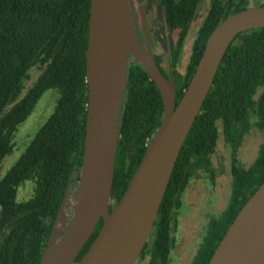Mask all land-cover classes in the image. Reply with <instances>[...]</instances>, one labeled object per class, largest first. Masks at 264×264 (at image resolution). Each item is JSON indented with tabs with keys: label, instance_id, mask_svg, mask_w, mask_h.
Instances as JSON below:
<instances>
[{
	"label": "trees",
	"instance_id": "1",
	"mask_svg": "<svg viewBox=\"0 0 264 264\" xmlns=\"http://www.w3.org/2000/svg\"><path fill=\"white\" fill-rule=\"evenodd\" d=\"M203 0H159L168 43L169 72L155 57L164 78L176 84V104L188 88L213 31L252 0H209L210 11L197 28L190 57L181 70L184 46ZM258 1V0H255ZM261 6H263L261 4ZM91 0H0V168L15 147V135L45 92H60L56 110L17 164L0 181V264H40L60 210L73 186H79L86 136L88 49ZM179 32L173 39V33ZM38 81L23 95L29 71ZM164 114L162 96L143 66L131 59L120 115L110 209L124 196ZM257 130L264 133V28L239 34L228 48L213 85L181 149L151 237L141 259L169 264L176 247L175 215L194 176L213 172L218 141L231 149L229 206L212 219L191 264H208L239 212L264 183V143L249 168L237 154ZM36 182L31 200L18 202V188ZM115 206V205H114ZM75 212V211H74ZM103 222L78 256L98 236Z\"/></svg>",
	"mask_w": 264,
	"mask_h": 264
},
{
	"label": "water",
	"instance_id": "2",
	"mask_svg": "<svg viewBox=\"0 0 264 264\" xmlns=\"http://www.w3.org/2000/svg\"><path fill=\"white\" fill-rule=\"evenodd\" d=\"M262 1L233 14L213 31L188 88L176 104L175 80L172 75L164 78L157 67L145 12L143 48L128 0H91L87 122L78 202L69 226L65 206L61 208L40 264H75L100 221L103 224L98 236L77 264L138 262L181 149L228 48L239 34L264 28ZM131 59L143 66L157 86L164 114L128 189L111 210L120 115ZM208 264H264V183L239 212Z\"/></svg>",
	"mask_w": 264,
	"mask_h": 264
},
{
	"label": "rangeland",
	"instance_id": "3",
	"mask_svg": "<svg viewBox=\"0 0 264 264\" xmlns=\"http://www.w3.org/2000/svg\"><path fill=\"white\" fill-rule=\"evenodd\" d=\"M134 13V18L138 21L137 11L145 12L146 6L152 8V15L159 16L165 24V18L159 0H128ZM258 1L252 0V6ZM264 6V0L261 3ZM211 8V1L203 0L195 20L192 23L189 36L184 46L181 60V70L187 63L191 48L195 40L196 30L205 21ZM151 18V15H150ZM166 28V27H165ZM163 30V29H162ZM179 32L173 33V39L178 38ZM154 53L161 57L162 67L168 73L167 53L163 51L159 43L153 46ZM40 71L37 67L29 71V79L24 82L22 94L27 92L38 81ZM60 92L51 89L44 93L39 100L30 117L20 125L15 135V147L13 152L7 156L0 168V181L17 164L21 156L25 153L36 135L44 127L56 110ZM223 138L220 137L215 154L212 156L213 172L210 174L205 171L198 172L191 180L182 197V207L175 215L178 225L174 230L176 247L170 255L169 264H191L194 255L197 253L202 239L206 233L209 222L220 217L228 208L231 197L232 185V152L226 145L223 146ZM264 143V133L254 130L246 138L238 151L237 159L239 166L249 168L257 159L261 145ZM36 182L34 179L27 180L18 188L17 201L27 202L31 200L35 193ZM79 186H73L70 191L65 213L68 222L71 223L74 211L78 202ZM1 218V210H0ZM136 264H148L147 259H139Z\"/></svg>",
	"mask_w": 264,
	"mask_h": 264
},
{
	"label": "flooded vegetation",
	"instance_id": "4",
	"mask_svg": "<svg viewBox=\"0 0 264 264\" xmlns=\"http://www.w3.org/2000/svg\"><path fill=\"white\" fill-rule=\"evenodd\" d=\"M131 9V7H130ZM131 13H132V17H133V21H134V25L136 28V32H137V36L138 39L141 43V46L143 48L146 47L145 43H146V37L144 35V30H143V23H142V12L137 11V17H138V21L134 18V13L131 9ZM152 8L148 6H146L145 9V27H146V31L148 33V39L152 45V48L154 46V43L157 42L160 44V46L162 47L163 51L166 52L168 54V43L171 41L169 39H167L166 35H165V27L164 23L161 21V18L159 16L155 17V15H152ZM151 15V18H150ZM163 29V30H162ZM154 51V50H153ZM155 54V53H154ZM157 55L155 54V57ZM117 203H115L114 205H116ZM114 205L112 206L111 210H113ZM67 225L69 226L70 223L68 222ZM68 228V227H67ZM66 229H64L63 234L66 232ZM62 234V235H63Z\"/></svg>",
	"mask_w": 264,
	"mask_h": 264
}]
</instances>
